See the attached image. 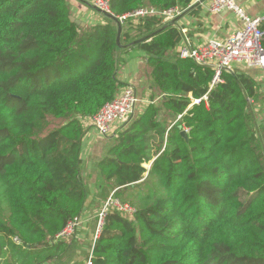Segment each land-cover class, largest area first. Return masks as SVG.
Returning <instances> with one entry per match:
<instances>
[{
	"label": "trees",
	"instance_id": "1",
	"mask_svg": "<svg viewBox=\"0 0 264 264\" xmlns=\"http://www.w3.org/2000/svg\"><path fill=\"white\" fill-rule=\"evenodd\" d=\"M193 1L110 7L119 17ZM73 15L69 0H0V264H43L69 251L71 238L56 236L82 218L88 198L83 120L117 96L119 54L128 48L148 54L145 84L160 101L110 138L96 165L114 197L136 212L106 213L93 264H264L255 81L223 74L213 86V69L173 54L172 31L155 34L163 27L157 18L124 25L120 46L113 20L83 27Z\"/></svg>",
	"mask_w": 264,
	"mask_h": 264
},
{
	"label": "built area",
	"instance_id": "2",
	"mask_svg": "<svg viewBox=\"0 0 264 264\" xmlns=\"http://www.w3.org/2000/svg\"><path fill=\"white\" fill-rule=\"evenodd\" d=\"M85 1L104 17H106L105 14L115 16L110 7V0ZM191 7L192 4L187 9L179 6L164 10L144 7L135 12L116 17L119 19L122 28L128 23L137 25L143 19L152 17L159 19L161 26H171V24L175 25L176 20ZM208 11L211 14H220L225 11L231 12L237 16L242 26L227 40L211 38L200 45H192L187 39V31L181 30L183 38L177 51L178 57L182 60L193 61L199 66L213 69L215 72L212 82L213 86L222 83L223 74L233 75L239 73V66L264 70V31L261 29L264 15H249L239 5L238 0H210ZM139 103L140 99L136 89L132 86H126L120 89L117 96L99 110L96 115L83 120V123L88 122L99 136L109 137L116 128H122L134 119ZM195 103L198 104L199 101H195ZM111 209L117 210L128 217H133L136 212L133 206L120 202L112 193L99 214L100 221L96 238L102 229L106 213ZM81 225V217L70 220L56 238L58 240L72 238ZM15 241L20 243L18 238ZM86 264H93V250Z\"/></svg>",
	"mask_w": 264,
	"mask_h": 264
},
{
	"label": "crops",
	"instance_id": "3",
	"mask_svg": "<svg viewBox=\"0 0 264 264\" xmlns=\"http://www.w3.org/2000/svg\"><path fill=\"white\" fill-rule=\"evenodd\" d=\"M209 2L210 0H194L192 2V7L185 11L176 20L175 25L171 24V26H163L159 29L162 31H172L176 35V39L179 40L175 47L174 55L178 54L177 51L182 42L183 34L181 30L187 31V39L192 45H200L211 38L227 40L236 30L241 28L242 23L237 16L231 12L225 11L220 14L209 13ZM69 3L74 17L84 23L85 26L103 24L105 22L104 16L91 7L85 0H69ZM238 3L246 13L251 16L264 15V0H238ZM123 57L124 64H122L118 72V79L122 83L120 89L126 86H132L136 89L137 95L140 99L136 115H141L144 113L148 105L153 102L150 100L153 95L152 90L145 84L147 79L146 58L148 57V54L139 48H133L131 51L128 50V53L124 54ZM238 72L249 75L257 85L261 100L255 104V115L259 125L264 130V70L239 66ZM156 101L157 100L154 102ZM83 125L86 133L81 146L80 158L82 160L81 171L83 181L86 186H88V198L82 212L83 226L78 230L74 237L71 238V247L68 252L73 251L75 246L85 249L84 245H86L91 238V235L89 234L90 231L87 227L91 221L89 214L90 210L95 203L100 205L98 210L103 209L110 193H112L104 184L100 171L97 169L96 165L104 153V151L102 153L100 150V148H102L101 146L105 144L103 147L105 150L106 146L110 143V138H113L121 129L116 128L113 134L107 138L99 136L88 122L83 123ZM95 142H97V144H95ZM90 149H92L91 152H89ZM88 208L90 209L89 211H87ZM93 244L94 240L90 243L89 254Z\"/></svg>",
	"mask_w": 264,
	"mask_h": 264
},
{
	"label": "rangeland",
	"instance_id": "4",
	"mask_svg": "<svg viewBox=\"0 0 264 264\" xmlns=\"http://www.w3.org/2000/svg\"><path fill=\"white\" fill-rule=\"evenodd\" d=\"M73 17H74V15H73ZM132 49L133 48L124 49L121 52V54H119L120 55V58L118 60L120 62L118 63V72H119L122 64H124V61H123L124 60V57H123L124 54L128 53V50L131 51ZM172 57L173 56H171V58H170L171 60L174 58V57L173 58ZM149 85H151V83ZM147 87H148V85H147ZM152 94H153V91H152ZM154 98H155V96H154ZM154 98L152 96L150 98V100L151 101H155ZM156 98H157V96H156ZM158 99H156V100L159 103L160 100H158ZM164 116H165V118H167V121L170 124L172 122V117L165 115V113H164ZM107 138H109V137H107ZM95 144H97V142H95ZM104 146H105V144L103 146H101L102 148H100V150L102 151V153L104 151V149H103ZM97 148H99V147H97ZM91 150L92 149H90L89 152H91ZM98 208H100V205H98L97 203H95L94 206L91 208V210L89 208L87 209V211L90 210V213L89 214H90V217H91L90 224H88V226H87L88 229H89V231H90L89 234L91 235V238H90V241L86 245H84L85 246V249L84 248L82 249V247L78 248L77 246H75L73 251L67 252L65 255L62 256V258H59V259L53 258L51 260H48L46 262H43V264H86L87 258L89 256V250H90L89 247L91 246L90 243H92V241L95 239V236H97V230H98L99 221H100L99 213L101 211V210H98ZM82 226H83V221H82V225H81L80 228H82ZM70 242H71V239H70Z\"/></svg>",
	"mask_w": 264,
	"mask_h": 264
},
{
	"label": "water",
	"instance_id": "5",
	"mask_svg": "<svg viewBox=\"0 0 264 264\" xmlns=\"http://www.w3.org/2000/svg\"><path fill=\"white\" fill-rule=\"evenodd\" d=\"M105 16H106L107 18L113 20V21L117 24V26H118V37H117V43L121 46V39H122V25L120 24L119 19H118L116 16H114V15H108V14H105ZM70 19H71L72 22H74V23H76V24H78V25H81V26H83V27L85 26L84 23H82L80 20H77V19L74 18L73 16H72ZM161 31H162V30H159V31L156 32L155 34L161 32ZM155 34H151V35H149V36H146V37H143V38L139 39L138 41H136V42L134 43V45H138V44H140V43H144V42H147V41L151 40V39L155 36ZM130 46H132V45H130ZM182 136H183L187 141L189 140V137H188V133H187V131H185V130L182 131Z\"/></svg>",
	"mask_w": 264,
	"mask_h": 264
}]
</instances>
